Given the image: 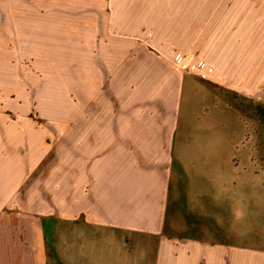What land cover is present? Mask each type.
I'll return each instance as SVG.
<instances>
[{
	"label": "crops",
	"instance_id": "0c3cea01",
	"mask_svg": "<svg viewBox=\"0 0 264 264\" xmlns=\"http://www.w3.org/2000/svg\"><path fill=\"white\" fill-rule=\"evenodd\" d=\"M179 1L0 0V264H264V236L245 245L240 229L246 209L262 225L258 186L252 208L236 203L235 231L213 236L223 240L170 232L178 171L212 161L210 176L226 177L228 163L196 160L207 150L203 138H181L186 125L196 135L207 126L204 117L191 122L190 108L228 86L219 72L203 80L186 70L196 62L195 7ZM260 48L250 95L257 101ZM58 142V211L47 212L46 168ZM52 215L59 249L51 251Z\"/></svg>",
	"mask_w": 264,
	"mask_h": 264
},
{
	"label": "rangeland",
	"instance_id": "374dc122",
	"mask_svg": "<svg viewBox=\"0 0 264 264\" xmlns=\"http://www.w3.org/2000/svg\"><path fill=\"white\" fill-rule=\"evenodd\" d=\"M180 3L189 5L191 9L192 5L195 7V32L190 43L195 49L189 57L194 61L199 58L210 60L208 63L212 67V62L216 63L218 71L214 66L215 73H221L226 78L223 83L228 86L226 92H212V101L217 108L212 101H203L190 108L191 114L195 116L190 118L191 122L197 120L196 126L203 125L199 120L204 117L203 122L207 126L205 130H201L200 135H196L195 127L186 125V130L181 129V138L184 143L189 140L190 144L203 138L200 141L207 150L195 156L196 160L210 161L226 157L228 163L226 177L216 174L210 176L212 161L195 162L194 166L191 165L192 162H187L189 167L186 169L184 166L183 170L178 171L179 178L174 176V185L179 194L174 195V198L177 196L175 200L180 210L174 216L175 223L170 232L180 238L192 235L218 242L223 238L213 236H218L221 228L228 233L235 231L236 203H243L247 208L253 207V191H258L257 186L260 205L264 209V99L259 97L257 101L256 97L250 96L253 74L257 70L254 64L258 58L254 54L259 52L254 47L260 43L261 57L264 53V0H185ZM262 59L264 57L260 58L261 61ZM260 69L262 72V65ZM197 89L204 90L200 85H197ZM205 89L209 92L206 87ZM262 94L264 92L261 96ZM38 104L33 99V117L38 114ZM187 117L189 119V113ZM70 149L71 145H68L64 153L70 154ZM61 153L58 142L47 162L46 198L51 202L48 204L51 209L48 208L47 212L58 211L55 203L59 193ZM185 154L181 153V157ZM257 174L259 178L255 177ZM123 182L125 183L124 180ZM126 185L129 186L128 183ZM36 196L43 200L42 193ZM28 197L26 193H22L19 202H27ZM261 212L264 213V210ZM244 216V225L240 226L245 236L244 244L252 245V236H264V214L260 218L262 225L259 227L253 225L252 209L244 210ZM47 222L49 250H54V247L58 250L59 241L56 239L59 216L52 215ZM58 261V258L52 259L53 264H59Z\"/></svg>",
	"mask_w": 264,
	"mask_h": 264
},
{
	"label": "built area",
	"instance_id": "2783aa9c",
	"mask_svg": "<svg viewBox=\"0 0 264 264\" xmlns=\"http://www.w3.org/2000/svg\"><path fill=\"white\" fill-rule=\"evenodd\" d=\"M175 62L176 64L182 66L185 63L184 55L181 53L177 54L175 57ZM186 70L190 74L196 75L203 80H209L215 73V69L204 60H198L196 62L190 63L186 67Z\"/></svg>",
	"mask_w": 264,
	"mask_h": 264
}]
</instances>
